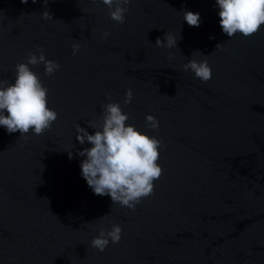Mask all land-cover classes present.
Listing matches in <instances>:
<instances>
[{
	"label": "water",
	"instance_id": "1",
	"mask_svg": "<svg viewBox=\"0 0 264 264\" xmlns=\"http://www.w3.org/2000/svg\"><path fill=\"white\" fill-rule=\"evenodd\" d=\"M127 7L117 24L92 0H0V80L14 83L16 64L39 49L61 66L47 76L29 65L58 113L50 130L24 137L0 126V264H264V25L251 38L228 37L216 0ZM185 11L200 14L199 27ZM168 32L178 49L155 45ZM195 51L208 56L206 83L183 70L204 59ZM108 102L164 145L162 176L135 211L95 195L81 174L79 152L92 145L79 143L76 125L94 134L88 121L102 122ZM113 224L121 241L91 247Z\"/></svg>",
	"mask_w": 264,
	"mask_h": 264
},
{
	"label": "clouds",
	"instance_id": "2",
	"mask_svg": "<svg viewBox=\"0 0 264 264\" xmlns=\"http://www.w3.org/2000/svg\"><path fill=\"white\" fill-rule=\"evenodd\" d=\"M27 4L29 0H20ZM36 3L37 0H32ZM93 3H103L108 6L110 19L117 24L126 22V14L130 11L127 5L133 0H92ZM47 4L48 0H44ZM219 8L220 27L228 37L238 33L244 38H251L264 25V0H216ZM44 20H53L49 11L41 15ZM183 20L189 26L199 27L201 17L199 13L185 11ZM110 33H104L107 39ZM213 38L214 37H210ZM178 36L167 33L165 38H157V47L177 48ZM217 49L221 47L218 44ZM81 48L80 43L72 45L75 56ZM178 49V48H177ZM40 55L30 53L26 63L15 66L14 83L0 80V126L6 128L9 134L19 132L26 137L31 131L35 135H43L50 130L58 119V113L48 106V89L41 78L32 71L29 65L43 64L45 75L52 76L60 70V64L49 60L42 49ZM193 56H203V60L191 59L183 65L185 72L192 71L201 82H208L212 78V69L207 57L200 51ZM173 54H169V59ZM178 87V85H177ZM133 91L129 88L125 93V105L133 101ZM109 101L111 97L109 96ZM102 122L88 121L89 127L95 129L94 134L76 125L77 137L80 144L85 142L92 145L79 152L85 157L80 165L81 174L95 195L110 196L113 204L136 210L137 205L154 194V182L162 176L163 169L158 163L163 141L150 136L127 124L129 114L123 112L120 103L108 102L101 105ZM7 113V115L5 114ZM146 124L152 130H158L160 123L152 115L146 116ZM69 157L72 153L69 151ZM43 171V165H41ZM87 224H85L86 226ZM122 227L113 224L111 230L101 229L99 235L91 241V247L103 252L109 243L117 244L122 239Z\"/></svg>",
	"mask_w": 264,
	"mask_h": 264
}]
</instances>
